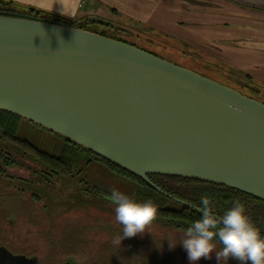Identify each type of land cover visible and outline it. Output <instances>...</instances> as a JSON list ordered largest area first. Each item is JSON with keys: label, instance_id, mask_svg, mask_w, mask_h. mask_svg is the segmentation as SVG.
Masks as SVG:
<instances>
[{"label": "water", "instance_id": "water-1", "mask_svg": "<svg viewBox=\"0 0 264 264\" xmlns=\"http://www.w3.org/2000/svg\"><path fill=\"white\" fill-rule=\"evenodd\" d=\"M0 109L197 210L148 175L224 184L264 200V102L125 41L0 15Z\"/></svg>", "mask_w": 264, "mask_h": 264}, {"label": "flooded vegetation", "instance_id": "flooded-vegetation-1", "mask_svg": "<svg viewBox=\"0 0 264 264\" xmlns=\"http://www.w3.org/2000/svg\"><path fill=\"white\" fill-rule=\"evenodd\" d=\"M34 175L33 179L7 175V185L0 186V264H224L215 251L211 258L190 261L178 237H142L138 233L122 239L120 246L114 245L112 240L121 234V226L115 221V205L108 204L111 201L105 199L109 202L87 208L46 204L26 187L38 181ZM40 176L46 184L52 182L48 176L58 177L48 172ZM11 179L26 186L9 187ZM8 195L15 206L6 203ZM169 239L177 243L175 247L169 246ZM226 264L240 262L230 257Z\"/></svg>", "mask_w": 264, "mask_h": 264}, {"label": "trees", "instance_id": "trees-1", "mask_svg": "<svg viewBox=\"0 0 264 264\" xmlns=\"http://www.w3.org/2000/svg\"><path fill=\"white\" fill-rule=\"evenodd\" d=\"M26 8L27 10L20 11L13 7V3L10 0H0V15L28 17L76 26L105 36H109L107 31H115L118 37L112 36L113 38L133 44L158 56H160L159 53L149 46L141 44V40L146 41L147 44L155 45L160 44L158 42L166 39L168 42L173 41L176 47L179 45L180 47L183 46L185 49H188L185 53L188 51L195 53L197 51L183 41L165 35L148 26L128 23V27H118L107 24L106 22L97 21L94 24L99 28V31L88 28L87 22H78L75 18H69L51 11L33 7ZM134 31L136 34L133 33ZM129 34H135L136 40H130L126 36ZM197 53L200 54L201 52L197 51ZM224 67L227 70L226 74L229 75L231 73L230 67L226 64ZM238 74L240 77H238L237 90L249 97L264 102V85L256 82L247 74L241 72H238ZM230 77L232 78V76ZM21 119L23 118L17 114L0 109V175L7 168L16 166L31 169L35 173H41V171L30 164L31 162L34 165L37 164L48 173L68 180L69 177L74 178L76 175L84 172L91 162L99 160L105 163L109 170L122 175L124 179L131 182L130 195L134 196L138 201H144L150 198L158 205L156 219L154 221L165 222L170 227L185 230L193 221L200 218L202 213L194 207L182 204L163 195L143 178L58 133L64 142L58 154L50 153L33 145L30 141L19 137L17 134ZM148 177L168 193L197 207L201 205V195H209L213 201L214 211L218 216H222L232 206V202L239 199L245 205L247 214L259 228L261 235L264 236V200L224 184L205 180L165 174H150Z\"/></svg>", "mask_w": 264, "mask_h": 264}, {"label": "crops", "instance_id": "crops-1", "mask_svg": "<svg viewBox=\"0 0 264 264\" xmlns=\"http://www.w3.org/2000/svg\"><path fill=\"white\" fill-rule=\"evenodd\" d=\"M10 1L78 22L148 26L207 50L235 77L241 72L264 85V0Z\"/></svg>", "mask_w": 264, "mask_h": 264}, {"label": "rangeland", "instance_id": "rangeland-1", "mask_svg": "<svg viewBox=\"0 0 264 264\" xmlns=\"http://www.w3.org/2000/svg\"><path fill=\"white\" fill-rule=\"evenodd\" d=\"M13 7L20 11L27 10L25 6L19 4H13ZM109 15H106L105 19H109L107 18L109 17ZM122 24L126 27L129 26V24H126V22ZM87 27L99 30V28L93 22H89L87 24ZM133 33L136 34L135 31ZM107 34L111 37H118V34H116L115 31H107ZM135 34H129L126 36H128L130 40H136V37L134 36ZM140 43L145 46H149L151 49L159 53L160 56L173 63L186 68H190L204 76H207L225 85L231 86L235 89L238 88V77H235L232 73H229L232 78L227 75V70L224 67L225 63L218 61L217 58L214 57V55H212L205 49H203V51L201 50L202 48L198 46L188 44L191 48L201 53L199 54L197 53V51L195 53H191L190 51L185 53V51H187L188 49H185L183 46L180 47L179 45L178 47H176L173 41L168 42V40L166 39L158 42L160 44L155 45L147 44V42H144V40H141ZM191 48L189 49L192 50ZM17 134L19 137L30 141L33 145L53 154H58L64 143L63 138L56 132H53L52 130H49L25 118L21 119ZM30 164L34 168L40 169L37 164L34 165V163L31 162ZM34 173L35 172H33L31 169L24 167H9L3 174L0 175V186L1 188H3L5 186L4 184L7 183L4 182V178L7 177V175L19 176L24 179H33L35 177ZM44 173L47 174L46 171L36 173L38 181H34L28 186H26L25 183L18 181L17 179H11L8 182V186H16L19 188L25 185L27 188L32 189L33 192L39 195L46 204L61 203L73 205L80 208H87V206L91 204L97 205L103 203L105 199H108L110 201L108 197L110 196L112 188H117L125 194L130 195L129 193L132 186L131 182L124 179L122 175L109 170L106 167L105 163L99 160L91 162L89 167L84 172L76 175V177L72 178L70 181L63 179L62 177L48 176V178H50L52 182L46 184L45 181L41 182L42 178H40V175ZM6 203L10 204L11 206L16 205L14 204L15 200L10 198L9 195L6 198ZM111 203L112 202H109L108 204ZM90 217V219L93 220V217L95 216H92L91 214ZM183 231L184 230H178L173 227H166L163 226L162 223L160 224L157 221H153L152 224L146 229V231L139 235H141L142 237L153 236L182 238Z\"/></svg>", "mask_w": 264, "mask_h": 264}, {"label": "clouds", "instance_id": "clouds-1", "mask_svg": "<svg viewBox=\"0 0 264 264\" xmlns=\"http://www.w3.org/2000/svg\"><path fill=\"white\" fill-rule=\"evenodd\" d=\"M108 198L115 205V221L121 226V234L112 240L114 245L120 246L122 239L144 233L156 219L158 205L150 198L138 201L117 188L111 189ZM200 200V218L183 231L179 241L187 251V258L192 262L211 258L215 251L224 264L230 257L240 264H264V236L247 214L245 205L236 199L218 216L209 195L202 194ZM168 241L170 247L177 244Z\"/></svg>", "mask_w": 264, "mask_h": 264}]
</instances>
